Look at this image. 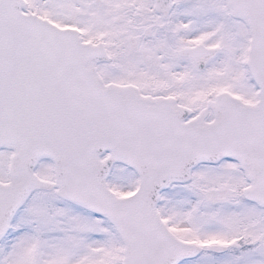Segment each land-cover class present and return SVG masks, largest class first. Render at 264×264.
Returning <instances> with one entry per match:
<instances>
[{
    "label": "snow or ice",
    "instance_id": "1",
    "mask_svg": "<svg viewBox=\"0 0 264 264\" xmlns=\"http://www.w3.org/2000/svg\"><path fill=\"white\" fill-rule=\"evenodd\" d=\"M0 264H264V0H0Z\"/></svg>",
    "mask_w": 264,
    "mask_h": 264
}]
</instances>
